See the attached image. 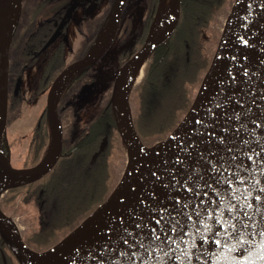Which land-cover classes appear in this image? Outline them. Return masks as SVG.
<instances>
[{
  "label": "water",
  "instance_id": "1",
  "mask_svg": "<svg viewBox=\"0 0 264 264\" xmlns=\"http://www.w3.org/2000/svg\"><path fill=\"white\" fill-rule=\"evenodd\" d=\"M125 1H116L109 37L101 50L95 55L90 51L71 64L51 87L47 106L57 147L48 165L38 174L29 173V169H17L0 147V157L6 166L0 165L19 181L38 180L59 161L63 152V129L54 102L55 91L67 75L95 63L108 51ZM7 4L8 0H0V13L5 12ZM175 5L176 20L169 34L152 38L150 33L143 46L123 65L111 100L116 106V89L129 66L144 58L173 33L180 17L181 0H175ZM13 29H0V139L8 117L9 51ZM262 44L264 0H235L213 58L222 57L223 66L210 87L192 136L196 141L205 132L226 84L236 71L241 81L237 106L213 147L159 192L126 213L103 221L134 184V179L123 181L121 177L108 198L82 221L89 218L82 227L86 228L79 230L81 222L48 251L50 254L42 264H264ZM127 105V133L132 132L140 139L133 123L129 95ZM117 112L119 115L118 107ZM182 121L163 141L178 142L186 136L185 129L178 130ZM122 131L125 139L123 128ZM2 216L6 218L0 210ZM0 223H4L3 220ZM6 229L28 252L34 253L13 234L10 225ZM64 239L68 240L63 244ZM216 240L220 243H215Z\"/></svg>",
  "mask_w": 264,
  "mask_h": 264
},
{
  "label": "trees",
  "instance_id": "2",
  "mask_svg": "<svg viewBox=\"0 0 264 264\" xmlns=\"http://www.w3.org/2000/svg\"><path fill=\"white\" fill-rule=\"evenodd\" d=\"M226 3V0H183V22L152 50L145 76L132 92L131 101L133 123L146 146L165 139L193 104L203 80L201 74L210 65L209 58H204L202 53L211 40L204 39V32ZM151 22L152 18L148 32ZM50 135V122L47 116L41 115L27 153L33 166L39 161V153ZM122 142L123 133L113 103L71 142L47 175L4 188L0 208L5 213H10L11 207L30 203L39 213L36 230L27 236L29 246L45 244L41 238L53 231L69 229L81 216L85 219L101 205L95 206L103 195L102 188L113 178V162L125 152L126 146L120 147ZM3 145L9 154L6 144ZM3 245L0 240V264H14L15 256L7 248L3 250Z\"/></svg>",
  "mask_w": 264,
  "mask_h": 264
},
{
  "label": "rangeland",
  "instance_id": "3",
  "mask_svg": "<svg viewBox=\"0 0 264 264\" xmlns=\"http://www.w3.org/2000/svg\"><path fill=\"white\" fill-rule=\"evenodd\" d=\"M116 1L117 0H103L97 12L94 13L93 17L90 19L91 21L94 19V21L92 22L95 24L101 23V27L96 31H93V33H96V35L94 36L89 48L96 43L102 31L109 27V24H111L112 26ZM234 1L235 0H228L224 7L215 14L208 25V29L204 32V39H211L210 42L205 45V50H203L202 52L204 53V58H209L210 60L209 68L218 49L222 31L224 29L226 19L230 13ZM174 2L175 0H126L124 3V8L117 28V32L111 47L100 60L92 64V66H95V68H100L99 73L97 74V78L113 82L117 74V68L120 65L121 58H123L124 55H127L128 58L136 50V48L139 47V42L142 43L143 41H146L148 39L151 33L152 26L157 18L159 9L161 7H170ZM86 14L87 13L83 15L76 12L72 16V20L70 21V24L68 25L67 30L63 36V39L66 43V54H68V56H71L70 59H67V61H71V63L72 61L76 60L77 57H81L85 54L84 52H86L84 51L83 53H81L80 51L82 40L80 36L82 32L86 30L87 24L90 21H87L88 15L86 16ZM150 18H152V22L150 30L148 32L147 26L149 25ZM20 20L23 22V18H20ZM151 56L152 54H149L144 57L145 66L143 73L141 77L133 83L130 90L131 92H129V98L130 96L132 98V100L129 99L131 113V101H133L134 99V96H132V92L141 82L145 73V68L149 63ZM44 58L45 55H42L38 63H36L38 69L42 68L41 64ZM17 63L18 62H14L13 71L15 73L17 72V68L15 66ZM209 68L201 74V78H204ZM82 70L83 69H80L72 75L70 79L72 87L64 95L60 104H58L63 128V141L64 145H66V148H68L71 142L81 134L86 126L90 124L92 119L96 118L100 114V112H102V108L109 100H111L113 96L112 85L95 87L93 84L75 95L74 93L78 89L79 85H75L76 83H73L72 80L73 78H79L81 76L80 73L82 72ZM39 72L40 71L35 68L33 74L36 75ZM74 75L75 77H73ZM11 78L13 79V74H11ZM27 78H29V76H27ZM33 79H35V76ZM13 82L14 84H16L15 80ZM20 88L21 90L19 91V94L12 95V98L17 101V104L13 105L12 107L10 106L9 108L3 143H5L6 147L9 149L8 155L13 167L17 169H30L38 165L49 153L50 148L55 141V132L52 119L49 116L51 135L47 145L39 153V161L35 166H33L31 164L32 160H30L31 155L28 156L27 153L35 124L40 115L46 110L47 91H42L40 90V88L37 89L38 84H36L32 88H28L26 84H23V89L22 87ZM1 140L2 138L0 139V142ZM124 146L125 140L124 142L120 143L121 148ZM126 162L127 153L125 147V152H122L120 159H118L115 164L113 162V167L111 168L113 178L107 181V184L102 188L101 192L103 195L99 198L95 206L102 204L112 193L113 189L117 186L125 170ZM4 172L5 170H3L2 166L0 165V177ZM19 182L20 181L18 180L15 183H6L0 185V194L3 191L2 188H8L11 185L17 184ZM9 212L10 213L7 214L1 211V213L6 216V218H4L3 216L0 217V220H3L4 222L0 223V232L3 234L7 230L6 228L10 225L13 234L15 236H18V239L23 242V244L27 248L34 252H28L17 241L18 244L13 247L12 253L15 258H21V260L16 258L18 261L20 260L18 264H32L34 258L51 250L55 245H57V243H59L60 239L64 238L66 234H69L84 220V216H81V218L77 220L75 224H72L73 226L69 227V229L59 230V232L53 231L48 236L41 238V242L45 244H38L37 246H35L30 242L32 246L31 247L25 243V240H27V236L28 234H30L29 232H31L32 230H36L37 228L39 213L37 212L36 208L31 203L26 205L21 204L19 206L16 205L15 207H11L9 209ZM5 225H7V227H5ZM13 239L16 240V238ZM17 248L21 249L24 254L22 252L20 253Z\"/></svg>",
  "mask_w": 264,
  "mask_h": 264
},
{
  "label": "bare ground",
  "instance_id": "4",
  "mask_svg": "<svg viewBox=\"0 0 264 264\" xmlns=\"http://www.w3.org/2000/svg\"><path fill=\"white\" fill-rule=\"evenodd\" d=\"M21 2L22 0H8L5 12L0 13V29L5 28L6 30H12L14 28L21 11ZM175 20V2L170 7H161L152 26L151 37L163 38L167 36L171 31ZM110 29L111 24L102 31L91 49V54L95 55L101 50L109 37ZM263 46L264 44H262V47ZM212 63V68L204 76L201 87L197 90L198 93H195L194 102L178 128V130L180 128L185 129L186 136L178 142L159 141L152 146H146L143 144L134 133H127L129 130L127 97L133 83L137 81L143 73L145 66L144 58L132 63L126 70L116 89V103L119 111L121 127L124 129L126 136L125 144L127 162L122 178L123 181L134 179V184L125 197L119 202L118 206L103 221L110 219L113 216L118 217L126 213L147 198L159 192L185 168L205 155L221 136L226 124L229 123L233 116L240 96L241 81L236 71L226 84L215 107V111L211 116L207 129L198 140H192L194 128L201 115L210 87L217 73L220 72L223 66V58H215ZM71 76L72 74L70 73L58 85L54 94L55 103H57L67 87ZM56 147L57 143L54 141L46 157L37 166L29 169L28 172L31 174H38L41 172L52 159ZM0 164L5 168L6 164L1 157ZM18 180L19 179L14 174L6 169L0 177V185L15 183ZM88 221L89 218L85 222H82L80 224L81 226L79 225V228H81L79 230H84L86 227H82L87 224ZM68 239H64L62 243L64 244ZM49 254L50 253L45 252L38 255L33 259L32 264H42Z\"/></svg>",
  "mask_w": 264,
  "mask_h": 264
},
{
  "label": "flooded vegetation",
  "instance_id": "5",
  "mask_svg": "<svg viewBox=\"0 0 264 264\" xmlns=\"http://www.w3.org/2000/svg\"><path fill=\"white\" fill-rule=\"evenodd\" d=\"M102 1L103 0H32V1L23 0L22 1L21 11H20L21 14L20 17L18 16L19 18H17L16 24L14 26L11 35V43H10V51H9V72H8V111L10 106L12 107L13 105L17 104V101L12 98V95L19 94V91L21 90L20 87H22L23 89V84H26L28 88H32L33 86L38 84L37 89L40 88V90L42 91H47V98H48V94L51 90V87L55 82V80L60 76V74L67 67L71 66V64L84 58L89 54V52L91 51L94 45L90 48L89 46L91 45V42L93 41V38L96 35V33H93V31L94 30L96 31L101 27L100 26L101 23L95 24L92 22L94 21V19L92 21L90 19L93 17V14L97 12ZM226 2H228V0H226ZM182 3L183 0H181L180 17L177 26L175 28H177L178 25H181V23L183 22L184 10L182 9ZM76 12L81 13L83 15L87 13L86 14V16L88 15L87 21L90 20L91 22L90 21L88 22L86 30H84L80 36L82 38L80 51L81 53H83L84 51L86 52H84L85 54L82 55L81 57L79 56L77 57V59L75 58L76 60L72 61L71 63V61H67V59H70L71 56H68V54H66V43L65 40L63 39V36L67 30L68 25L70 24V21L72 20V16ZM20 18H23V22L20 20ZM145 42L146 41H144L142 45H140V47L136 48V50L128 58L127 55H124L123 58H121L120 65L117 68L118 71L113 82L103 79H98L97 74L99 73L100 68H95V66H92L93 63L82 68L83 70L80 73L81 76L77 79L73 78L72 80L73 83L74 82L76 83L75 85L77 84L79 85L78 89L74 94L75 95L78 94L79 92L86 89V87L91 86L92 84L95 87L112 85L114 91L116 80L119 77L123 65L143 46ZM45 46L47 47L45 48ZM151 52L149 53L150 55L152 54ZM42 55H45V58L41 64L42 68L38 69L36 63H38ZM14 62H18L15 65L17 68L16 73L13 71ZM35 68L40 71L36 75L33 74ZM146 69L147 67L145 68V73H146ZM11 74H13V79L11 78ZM27 76H29V78H27ZM34 76L35 79H33ZM73 77H75V75ZM14 80L16 81V84H14L13 82ZM71 87H72L71 82L69 80L67 87L65 88L62 95L57 101V110L59 113V117H60V110L58 104H60L62 98L67 93V91L71 89ZM111 100H109L105 104V106L102 108V112L114 103ZM41 115L47 116L48 122H50L49 120L50 113L48 110V106H46L45 112L42 113ZM0 144L2 147L1 149L3 150L9 161L11 162L9 155L7 154L8 152L6 151V148L3 145L4 144L3 139L1 140ZM70 146L71 144L69 145V147ZM66 149H67L66 145H64V141H63L62 155ZM2 190H4V188H2ZM4 193L5 191L1 192L0 198L4 195ZM1 211L3 210L1 209ZM0 240L4 244L3 250L7 248L9 253L13 254L12 253L13 247H15V245H17L18 243L17 241H14V239L11 237V234H7L6 231L3 234L0 232ZM25 243L28 245L26 240ZM18 250L20 253L21 252L23 253L21 249ZM16 258L14 264H18L21 260V258H18L20 259L18 261ZM10 263L12 264V262Z\"/></svg>",
  "mask_w": 264,
  "mask_h": 264
},
{
  "label": "snow or ice",
  "instance_id": "6",
  "mask_svg": "<svg viewBox=\"0 0 264 264\" xmlns=\"http://www.w3.org/2000/svg\"><path fill=\"white\" fill-rule=\"evenodd\" d=\"M258 199H259V197H258ZM232 228H233V231L235 232V228H236L235 224L232 225ZM227 234L228 235H232L231 233H227ZM215 243L219 244L220 241L219 240H216Z\"/></svg>",
  "mask_w": 264,
  "mask_h": 264
}]
</instances>
